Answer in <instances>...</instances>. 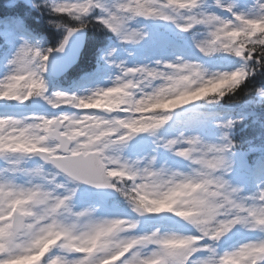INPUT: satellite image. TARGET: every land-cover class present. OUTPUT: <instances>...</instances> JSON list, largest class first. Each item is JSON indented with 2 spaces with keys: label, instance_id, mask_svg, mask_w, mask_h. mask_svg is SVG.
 Instances as JSON below:
<instances>
[{
  "label": "clouds",
  "instance_id": "obj_1",
  "mask_svg": "<svg viewBox=\"0 0 264 264\" xmlns=\"http://www.w3.org/2000/svg\"><path fill=\"white\" fill-rule=\"evenodd\" d=\"M21 4L0 264H264V0Z\"/></svg>",
  "mask_w": 264,
  "mask_h": 264
},
{
  "label": "trees",
  "instance_id": "obj_2",
  "mask_svg": "<svg viewBox=\"0 0 264 264\" xmlns=\"http://www.w3.org/2000/svg\"><path fill=\"white\" fill-rule=\"evenodd\" d=\"M7 2L8 0H0V19L1 18H4L5 20L13 19L16 21L17 27H19V19L17 18H23L25 22L28 24V26L40 30L39 26L33 23L32 16L28 14V10L25 9L22 4L18 5L15 8H5L4 4ZM7 28L8 27L6 26L5 23L0 25V33H2V35H0V43H3V39L7 37V35L4 33V30H6ZM50 35L52 36V40L54 42L55 36L52 35L51 33ZM97 43H98L97 41H92V40L88 41L78 66L75 67L69 73L68 75L69 79L78 77L81 73L86 72L92 68L93 56L95 53V49L97 47Z\"/></svg>",
  "mask_w": 264,
  "mask_h": 264
}]
</instances>
